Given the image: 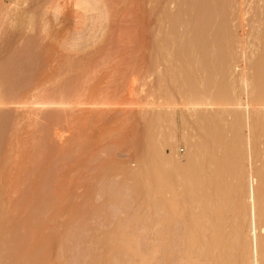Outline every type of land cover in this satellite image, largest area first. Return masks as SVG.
I'll return each instance as SVG.
<instances>
[{
	"label": "rangeland",
	"instance_id": "obj_1",
	"mask_svg": "<svg viewBox=\"0 0 264 264\" xmlns=\"http://www.w3.org/2000/svg\"><path fill=\"white\" fill-rule=\"evenodd\" d=\"M172 1L0 0V264L3 257L18 264L127 263L122 255L119 262L108 258L111 245L112 252H121L123 238L136 234L145 252L163 234L144 185L134 190L128 176L139 169L143 154H154L156 144L160 148L168 131L167 123L150 126L153 113L264 111V104L221 102L201 109L186 107L179 96L177 104L158 99L163 89L176 93L182 82L181 62L166 53L158 57L160 37L171 26L168 15L175 18L180 8L200 12L199 0L189 7L176 0L184 4L178 9ZM258 3L233 0L227 12L233 25L238 28L241 11H250L247 18L259 12ZM177 23L179 32L187 29ZM170 38L168 49L174 45ZM195 58L182 65L196 67ZM241 69L234 63L229 71L233 76ZM261 128L255 134L262 155L256 166L264 163ZM179 145L175 154L185 162L188 149ZM157 158L166 166L164 157ZM170 242L162 251H182Z\"/></svg>",
	"mask_w": 264,
	"mask_h": 264
},
{
	"label": "bare ground",
	"instance_id": "obj_2",
	"mask_svg": "<svg viewBox=\"0 0 264 264\" xmlns=\"http://www.w3.org/2000/svg\"><path fill=\"white\" fill-rule=\"evenodd\" d=\"M175 1L170 4L177 3ZM183 2L189 7L191 0ZM199 2L197 10L200 9V12H185V8L177 6L180 5L178 1L176 7L180 9L177 16L172 18L171 12L170 16L167 14L171 26L163 33L165 37H160L158 57L166 53L181 62L177 78L181 76L182 82L178 84L176 93L163 89L158 99L170 105L177 104L179 96L182 103L190 107L211 106L221 102L264 104V24H261L264 23V0H259V12H254L252 17L247 18L250 11L239 13L240 33L235 30L237 24L233 25L231 15L227 13L231 12L233 0ZM201 2L206 4L204 10ZM195 7L192 4L193 10ZM188 15L190 17L186 21ZM176 23L179 27L186 24L187 29L179 32V28L174 26ZM258 23L262 26L258 27ZM216 28L218 31H214ZM171 35L175 38L174 45L168 49ZM193 54L197 66L187 69L182 62L189 60ZM234 63L242 65V71L236 74L234 71L232 76L229 69ZM164 80L165 75L162 74L160 87H163ZM237 86L239 90L241 88L240 94L236 91ZM161 110L155 115L151 114L153 121H149L155 122L150 123V126L154 125L153 129L156 124L157 127L168 124V131L159 142L161 149L156 144V153L145 154L146 157L143 154L139 159V169L128 173V176L135 181L132 182L134 190L138 191V185L145 186L142 189L145 188L147 193V205L149 207L150 203V207L158 211V225H161V234L164 235L161 238L157 236L156 245L144 252L139 246L140 238L136 234H128L122 237V245L119 243L124 249H117V243L114 246L121 252H112L115 249L111 245L113 248H110L111 253L108 252L107 257L116 258L114 261H117L120 258L118 255H122L129 264H264V163L258 166L262 155L255 147L258 136L255 134L261 131L258 128L264 130V111L206 112L205 109H189L178 113L174 108ZM180 143L188 149L185 162L175 154ZM166 147L170 153H167ZM158 149L160 154H157ZM156 156L160 159L164 157L166 166ZM254 160L256 163L258 160V167L254 165ZM166 228L173 230L170 236ZM111 239L119 242L116 238ZM158 240L161 245L157 243ZM170 240L178 242V250L182 251L170 249L166 252L167 245L168 248L173 246ZM99 255L96 258H101ZM3 261V264L13 263L12 260L7 262L9 259L6 261L4 257ZM13 261L15 263L16 259Z\"/></svg>",
	"mask_w": 264,
	"mask_h": 264
}]
</instances>
